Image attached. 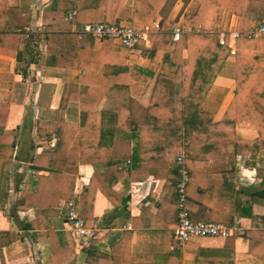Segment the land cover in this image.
I'll use <instances>...</instances> for the list:
<instances>
[{"label":"trees","instance_id":"trees-1","mask_svg":"<svg viewBox=\"0 0 264 264\" xmlns=\"http://www.w3.org/2000/svg\"><path fill=\"white\" fill-rule=\"evenodd\" d=\"M182 1L185 4L190 0ZM193 1L197 3L195 12L180 11L179 24L186 29L181 37L185 58L180 64L168 60V55L161 50L144 48L142 42L126 49L113 40H97L71 28L100 23L139 32L147 28L148 38L153 40L158 31L155 21L167 12L174 0H85L83 5L80 0H53L43 11L42 18L48 21L42 40L44 63L77 73V84L64 85L61 102L77 103L80 119L72 124L38 121L36 133L47 140L75 138L77 149L67 153L41 152L34 164L49 173L27 176L28 189L19 205L21 210L56 209L63 200L69 208L62 217L67 218L76 205L79 217L89 227L94 221L93 204L97 193L111 204L113 212L121 214L126 210V199L115 189L116 184L125 187L130 181H143L151 176L156 180L164 179L165 190L156 199L158 202H152L153 196L148 197L151 204H157L156 213L149 217L141 215V225L158 226L156 219L160 212L165 217L173 214L176 222V185L183 168L177 162L180 153L184 155V169L190 177L186 192L200 195L203 207L215 198L221 185L229 182L228 174L214 165L220 156L228 155L232 163L236 156H245L255 163L256 176L264 183V57L254 53L257 39L240 38L235 42L234 96L221 119L209 125L195 123L201 103L230 53L219 44L223 13L227 11L236 16V30H249L255 26L245 18L251 0ZM72 11L75 17L68 20ZM31 18L25 13V23L17 29L26 31ZM35 40L30 35L24 40L30 53L34 47L31 42ZM131 53L148 59V65L145 68L129 65L126 56ZM130 90L141 94L136 109H133ZM104 100L108 106L103 109ZM7 113V105H0V153H9L14 147L12 139L3 134ZM236 123L252 126L256 136L249 140L237 136ZM198 159L211 161L212 166L189 164ZM81 164L91 165L93 173L84 193L76 194V170ZM150 209L151 206L145 212ZM220 210L205 222L235 227V218L251 219V227L243 236L247 253L264 262V229L252 220L251 201L246 195L237 191L235 205L220 207ZM42 220L43 217L38 220L40 224ZM136 225L133 223L132 227ZM25 228L34 230L35 242L47 240L50 253L43 264H65L74 256L72 248L60 243L59 226L44 225L45 230L40 233L35 232V223ZM130 236V230H109L100 238L88 240L84 245L85 264H183L179 246L167 255L132 253ZM19 239V235H14L10 240ZM195 249L192 264H210L213 255L219 258L218 264H234L232 239L216 251L198 245Z\"/></svg>","mask_w":264,"mask_h":264},{"label":"crops","instance_id":"crops-1","mask_svg":"<svg viewBox=\"0 0 264 264\" xmlns=\"http://www.w3.org/2000/svg\"><path fill=\"white\" fill-rule=\"evenodd\" d=\"M53 0H0V105H7L8 113L3 134L12 139L14 147L9 153H0V264H43L42 261L49 253L47 240L35 242L33 229L25 226L35 223V232H44V225L59 226L58 238L62 245L72 248L74 256L65 264H85L84 247L76 238L69 226L67 218H63L69 206L61 200L56 209L40 210L31 208L23 211L19 205L25 198V189H28L26 178L29 175L47 176L46 169H38L34 161L43 151H57L67 153L77 149V139L52 138L43 139L37 136L36 124L38 121L51 123L54 121L78 123L80 119L78 104L67 101L62 104L63 87L65 84H77V73L66 69L46 66L44 63L42 40L45 36L44 28L48 21L42 18V13L48 9ZM66 1V0H60ZM85 0H80L83 5ZM182 0H174L167 12L158 17L154 23L158 29L153 40L147 36L148 43H143L146 49L161 50L168 55V60L175 64L182 63L185 53L181 42L169 43V32L175 23L182 20L181 10L193 13L197 3L193 0L183 4ZM75 12V11H72ZM25 13L31 15V25L21 32L18 26L24 25ZM245 18L256 25L264 21V2L251 0L245 12ZM176 20L178 22H176ZM237 18L225 11L221 22V33L236 30ZM73 29V26L71 27ZM34 36L31 42L33 50L28 48L24 40ZM139 44V43H138ZM31 45H29L30 47ZM254 53L264 57V39H257L254 43ZM127 63L146 67L149 60L139 54H127ZM235 57L229 53L223 66L213 82L211 88L203 99L199 113L195 119L197 125H209L221 119L234 96ZM133 99V109L140 101L141 94L130 90ZM108 106L104 100L101 108ZM3 109V107H2ZM3 115V111H2ZM235 133L244 139H253L256 136L254 128L245 123L235 124ZM228 155L218 157L214 162L217 169H222L229 176V182L221 185L215 198L208 206H202V197L194 191L187 193L186 207L192 220L207 221L220 207L231 208L236 203V192L242 191L251 201L252 220L261 224L264 229V183L256 176L255 163L248 161L245 156H236L234 162L228 160ZM189 162V161H188ZM189 164L209 168L211 161H190ZM93 168L89 164H81L76 170L75 193H84ZM123 213L113 212L111 204L97 193L93 204V223L98 224V238L109 230H121L123 226H130V251L143 255H167L169 245L172 243V228L174 215L160 216L156 219L158 226L143 227L139 217L156 213V199L163 194L164 179H153L149 176ZM136 183L130 181L123 187L116 184L115 189L121 196H127V189ZM191 190V187H190ZM153 196L152 202L148 199ZM127 205V203H126ZM149 212H145L146 209ZM78 210V206H74ZM43 217L42 223L38 221ZM171 224H165V223ZM234 228L238 235L228 238L205 237L188 241V246L179 245L182 252L183 264H192L195 259L198 245L204 249L216 251L222 249L229 239L233 241L234 264H264L261 260L247 253V242L243 237L251 227V219L235 218ZM92 223V224H93ZM137 224L135 228L132 225ZM219 223V222H218ZM91 224V225H92ZM243 234H242V233ZM240 233V234H239ZM14 235L21 239L10 240ZM185 243V244H186ZM210 264H218L219 258L212 256Z\"/></svg>","mask_w":264,"mask_h":264},{"label":"built area","instance_id":"built-area-1","mask_svg":"<svg viewBox=\"0 0 264 264\" xmlns=\"http://www.w3.org/2000/svg\"><path fill=\"white\" fill-rule=\"evenodd\" d=\"M75 12L68 14V20H73ZM73 31L80 34L91 35L97 40L110 39L118 43L120 46L126 49L134 48L139 41L148 43V29L144 31H136L131 28L118 27L105 23L100 24H84L81 26H73ZM186 32V29L179 27L178 23L173 25V28L169 32V43L181 42L182 34ZM240 38H252V39H264V21L256 23V25L245 31L233 30L227 33H220L219 44L229 49L231 54H234L235 42ZM177 162L182 165L181 177L176 185L177 193V220L172 228V243L169 245V250H173L176 246L184 245L186 242L193 239L205 238V237H219L228 238L231 236H237V228L228 227L223 223L218 222H205L192 220L189 216L188 209L186 207V186L190 181V177L187 171L184 169V155L180 153L177 156ZM145 182H136L130 185L127 189V196L125 197L128 206L133 197L139 194L140 188ZM67 220L69 222L70 230L72 234L80 240L82 244L90 239L98 236V224L93 223L87 227L84 221L79 217L77 210L72 209L68 215ZM121 230H130V226H123Z\"/></svg>","mask_w":264,"mask_h":264},{"label":"rangeland","instance_id":"rangeland-1","mask_svg":"<svg viewBox=\"0 0 264 264\" xmlns=\"http://www.w3.org/2000/svg\"><path fill=\"white\" fill-rule=\"evenodd\" d=\"M179 22H180V21H179ZM178 25H179V27H183V26H181L179 23H178ZM183 28H184V27H183ZM81 246L85 247L84 244H81Z\"/></svg>","mask_w":264,"mask_h":264},{"label":"water","instance_id":"water-1","mask_svg":"<svg viewBox=\"0 0 264 264\" xmlns=\"http://www.w3.org/2000/svg\"><path fill=\"white\" fill-rule=\"evenodd\" d=\"M242 233V232H241ZM240 234V233H239ZM243 234V233H242Z\"/></svg>","mask_w":264,"mask_h":264}]
</instances>
